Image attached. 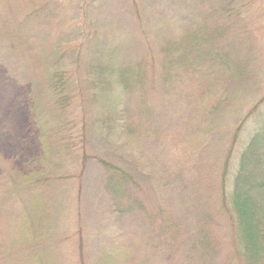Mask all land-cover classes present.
<instances>
[{"label":"trees","instance_id":"16d2710c","mask_svg":"<svg viewBox=\"0 0 264 264\" xmlns=\"http://www.w3.org/2000/svg\"><path fill=\"white\" fill-rule=\"evenodd\" d=\"M130 1L139 27L128 34L91 16L67 37L68 10L97 0H26L0 22V55L29 87L42 146L29 172L0 159V264H264V93L249 22L254 8L264 18V0ZM141 125L152 137L168 127L183 165L211 157L187 178L174 167V184L139 156ZM221 133L230 145L213 162ZM90 163L104 169L110 223L88 261L73 229ZM172 189L182 215L168 208Z\"/></svg>","mask_w":264,"mask_h":264},{"label":"rangeland","instance_id":"374dc122","mask_svg":"<svg viewBox=\"0 0 264 264\" xmlns=\"http://www.w3.org/2000/svg\"><path fill=\"white\" fill-rule=\"evenodd\" d=\"M37 1V0H32ZM67 1V0H66ZM72 1V0H71ZM170 3L173 5L175 1H178L180 5L181 0H171ZM26 0H0V22L4 25L3 21L5 17L9 16L11 20L14 17H18L16 13H10L13 11L11 5L15 4V7L22 9L23 3ZM75 3L76 0H73ZM72 3V5L74 4ZM167 2H164L166 4ZM183 3V2H182ZM68 4H71L68 2ZM177 5V6H178ZM11 6V7H10ZM69 7V5H67ZM79 5L75 4V7L70 8L67 12L70 16L69 22L66 23V32L68 31V38L76 37L79 34L78 28L80 25L89 26L90 17L99 18L100 20L107 21L114 26L120 28L125 34H128L133 28L139 27V22L135 16L133 5L130 0H97L95 4L88 2L87 5H83L82 12L79 11ZM259 9H252V18L249 21L253 29L254 35L257 38V43L255 46V54L258 57L256 61V67L262 72V87L257 92V98H260L264 93V18ZM22 16L21 14L19 15ZM11 23V21H10ZM3 30L0 28V33ZM65 32V31H64ZM0 42H3L0 36ZM69 63L72 62L74 57L69 56ZM13 68L9 67L6 55L3 53L0 55V159H14L15 166L23 171L29 172L33 169L40 168L39 160L42 158V146L39 140V130L34 124L33 115L30 111V100L28 98L29 87L23 86L19 82L20 72L17 64H12ZM74 66L71 65L70 68ZM86 87H81L77 93H84ZM250 106L246 107L248 110ZM263 111L262 105L260 106ZM80 117L82 114L78 112ZM91 113H88L90 115ZM90 117L88 119L89 123V139L92 148L96 149V140L92 128L90 127ZM245 132L241 136V140L235 149L232 158V169L235 171L237 163L242 152L244 145L247 142V137L253 129V123L249 119L247 122ZM150 125H141L140 131L144 132V142L143 146H139L138 154L141 158L148 157L150 163L153 164L159 171H164L165 169H170L172 171V178L177 179L179 176H184V172L180 169H173L174 167H179L184 169L186 172V177H190L194 171H201L204 169L205 164L209 161L210 157L207 153H204L198 160L190 159L186 155V162L183 165V159L180 155L176 153V147L173 146L174 141H179V138L175 135L170 136L171 130L168 127L161 126L159 129H166V133H161L157 137L150 136L147 131ZM143 141V139H142ZM215 146L219 145L213 158V162L219 158L222 153V147H228L230 145V140L227 138L225 133L216 135ZM202 159V160H201ZM195 163V164H194ZM199 163V165H198ZM194 166H191L193 165ZM183 165V167H182ZM149 167V166H148ZM180 172H177L179 171ZM104 169L97 163H90L85 174V180L82 187L79 211H80V221L74 223V232H77L79 228H82V236L85 243V255L87 260L90 261L97 253L101 244V227H108L110 223V211L106 203V195L103 191V177ZM173 178V179H174ZM174 179V184L177 181ZM179 179V178H178ZM74 192H77V185H71ZM166 196L167 197V191ZM164 192V193H165ZM174 196L176 192L174 189L170 191ZM106 198V199H105ZM173 203L169 204L168 208H172L174 215H182L185 210H181L180 207V197L176 195ZM78 220H76L77 222ZM135 223V228H136ZM125 228L130 232L132 231V222L127 220L125 222ZM128 231V232H129ZM75 239H77L78 234H75ZM130 236V235H129Z\"/></svg>","mask_w":264,"mask_h":264}]
</instances>
